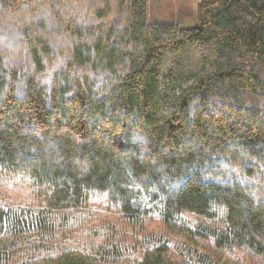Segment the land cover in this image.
Wrapping results in <instances>:
<instances>
[{"label": "trees", "instance_id": "1", "mask_svg": "<svg viewBox=\"0 0 264 264\" xmlns=\"http://www.w3.org/2000/svg\"><path fill=\"white\" fill-rule=\"evenodd\" d=\"M149 5L0 0V264H264V0Z\"/></svg>", "mask_w": 264, "mask_h": 264}, {"label": "rangeland", "instance_id": "2", "mask_svg": "<svg viewBox=\"0 0 264 264\" xmlns=\"http://www.w3.org/2000/svg\"><path fill=\"white\" fill-rule=\"evenodd\" d=\"M149 4L148 22L150 23L195 22V0H149ZM204 247L211 254H216L210 243H205ZM221 257L217 258L218 264H256L254 260L245 258L243 255H238L237 258L226 257V255Z\"/></svg>", "mask_w": 264, "mask_h": 264}]
</instances>
